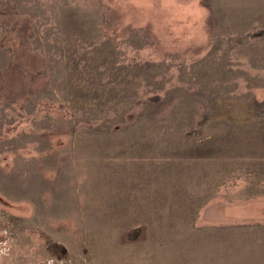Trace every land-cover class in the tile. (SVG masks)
I'll return each mask as SVG.
<instances>
[{"label": "rangeland", "instance_id": "obj_1", "mask_svg": "<svg viewBox=\"0 0 264 264\" xmlns=\"http://www.w3.org/2000/svg\"><path fill=\"white\" fill-rule=\"evenodd\" d=\"M259 173L264 0H0V264H264Z\"/></svg>", "mask_w": 264, "mask_h": 264}, {"label": "crops", "instance_id": "obj_2", "mask_svg": "<svg viewBox=\"0 0 264 264\" xmlns=\"http://www.w3.org/2000/svg\"><path fill=\"white\" fill-rule=\"evenodd\" d=\"M258 215L264 216V174L262 173L257 174V216ZM258 228L261 230L262 227L258 226Z\"/></svg>", "mask_w": 264, "mask_h": 264}]
</instances>
